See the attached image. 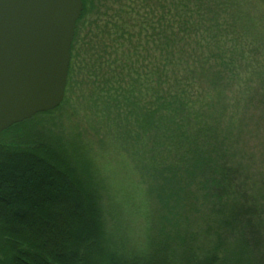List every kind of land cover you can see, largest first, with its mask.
<instances>
[{
    "label": "trees",
    "instance_id": "trees-1",
    "mask_svg": "<svg viewBox=\"0 0 264 264\" xmlns=\"http://www.w3.org/2000/svg\"><path fill=\"white\" fill-rule=\"evenodd\" d=\"M81 1L78 20L89 12L87 0ZM201 1L115 0L112 20L97 23V43L111 38L117 46L114 58L103 57L102 49L96 58L110 71L99 76L97 67L101 127L157 198L161 236L139 249L117 246L107 224L105 188L98 173L95 179L86 147L77 138L53 136L47 126L37 128L60 103L0 132V137L16 136L10 143L0 140V264H215L227 237L242 235V223L250 235L260 234L251 207L236 195L239 183L228 165L229 149L222 145L227 132L208 120L210 99L217 95L209 94L207 103L200 85L222 78L207 70L210 58L219 57L221 67L228 54L217 39V7L226 2L210 0L206 18ZM76 34L77 25L73 39ZM74 43L65 94L76 73ZM199 197L211 202L213 223L205 228L210 245L205 230L199 226L184 233L189 229L178 219ZM167 226L172 233H166ZM262 238L251 248L250 263L264 264Z\"/></svg>",
    "mask_w": 264,
    "mask_h": 264
},
{
    "label": "rangeland",
    "instance_id": "rangeland-1",
    "mask_svg": "<svg viewBox=\"0 0 264 264\" xmlns=\"http://www.w3.org/2000/svg\"><path fill=\"white\" fill-rule=\"evenodd\" d=\"M202 1L206 2L202 9L207 18L211 2ZM216 1L218 4L226 2L217 7L221 16L220 37L217 39H220L219 45L223 42L228 54L223 56L224 60L221 59L225 67L218 65L219 57L210 58L211 67L207 72L211 75L220 72L217 75L222 76L221 80L216 84L201 81L200 85L208 93L207 103L209 94L217 95L210 99L208 120L218 124L224 134L227 132V138L221 142L229 149L228 165L235 171L236 185L239 183L236 195L242 205L251 207V218L259 227L260 234L251 232L250 235L248 225L242 223V235L234 232L227 237L224 246L217 249L218 261L215 264H253L250 263L251 248L256 246L260 235L264 244V0ZM87 4L89 12L81 20L77 19L78 34L72 39L78 52L72 89L68 94L64 93L62 104L37 128L47 126L53 131V136L60 135L68 141L77 138L86 147L95 179L98 173L99 182L105 188L103 202L112 239L122 250L129 251L146 245L150 238L156 240L161 236L160 210L157 198L146 191V183L134 170L129 156L104 134L101 127L104 120L97 111V67L101 68L99 76L110 72L97 64V54L102 49L103 57L114 58L116 53L112 50L117 47L111 38L97 43V23L101 25L112 20L117 3L115 0H87ZM196 52L197 49L193 53ZM1 139L10 143L16 140V136L8 132ZM199 198L194 205L182 209V216L178 219L182 227L189 229L184 233H191L193 229L205 230L203 238L210 245V232L205 228L213 223L211 202ZM227 198L230 201L232 197ZM199 226L201 229L197 228ZM167 229L166 233L174 230L170 226Z\"/></svg>",
    "mask_w": 264,
    "mask_h": 264
},
{
    "label": "water",
    "instance_id": "water-1",
    "mask_svg": "<svg viewBox=\"0 0 264 264\" xmlns=\"http://www.w3.org/2000/svg\"><path fill=\"white\" fill-rule=\"evenodd\" d=\"M81 0H0V132L64 98Z\"/></svg>",
    "mask_w": 264,
    "mask_h": 264
}]
</instances>
